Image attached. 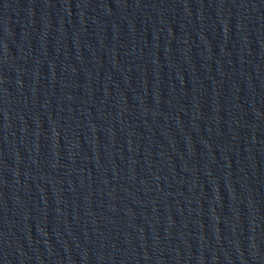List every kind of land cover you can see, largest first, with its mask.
I'll return each mask as SVG.
<instances>
[{"label":"water","instance_id":"water-1","mask_svg":"<svg viewBox=\"0 0 264 264\" xmlns=\"http://www.w3.org/2000/svg\"><path fill=\"white\" fill-rule=\"evenodd\" d=\"M237 1L0 0V264L116 263Z\"/></svg>","mask_w":264,"mask_h":264}]
</instances>
